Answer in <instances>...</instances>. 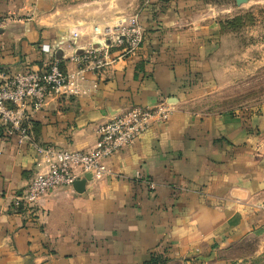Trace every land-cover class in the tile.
Here are the masks:
<instances>
[{
    "label": "crops",
    "instance_id": "crops-1",
    "mask_svg": "<svg viewBox=\"0 0 264 264\" xmlns=\"http://www.w3.org/2000/svg\"><path fill=\"white\" fill-rule=\"evenodd\" d=\"M183 6L141 10L135 55L87 72L78 95L52 97L33 117L35 144L90 151L102 124L165 101L170 120L106 160L107 176L82 193L54 191L33 216L18 212L37 155L0 134V264L264 262V102L216 111L220 46ZM0 15L15 17L0 31V83L54 58L74 73V58L98 47L96 28L120 24L75 0H0Z\"/></svg>",
    "mask_w": 264,
    "mask_h": 264
},
{
    "label": "built area",
    "instance_id": "built-area-1",
    "mask_svg": "<svg viewBox=\"0 0 264 264\" xmlns=\"http://www.w3.org/2000/svg\"><path fill=\"white\" fill-rule=\"evenodd\" d=\"M13 20V15H0V31ZM95 31L100 35L95 40L98 47L85 49L74 58L78 64L74 73L65 72L60 60L54 58L44 71L26 70L0 83V134L15 138L20 146L31 145L38 160L37 173L24 192L14 198L18 212L33 216L44 197L61 188H72L87 174L96 179L107 176L106 160L134 144L154 124L167 123L172 116L165 101L151 109H128L98 128L96 145L90 151L72 152L34 143L33 117L52 97L78 95L87 72L102 73L118 60L135 55L144 42V30L137 16L115 27ZM136 180L155 189L154 183L143 179L139 172Z\"/></svg>",
    "mask_w": 264,
    "mask_h": 264
},
{
    "label": "rangeland",
    "instance_id": "rangeland-1",
    "mask_svg": "<svg viewBox=\"0 0 264 264\" xmlns=\"http://www.w3.org/2000/svg\"><path fill=\"white\" fill-rule=\"evenodd\" d=\"M177 2L197 13L201 23L212 27L220 46V88L211 98L217 104L216 111L264 102V0H75L97 13L116 15L120 24L134 16L141 22V10L162 11Z\"/></svg>",
    "mask_w": 264,
    "mask_h": 264
},
{
    "label": "water",
    "instance_id": "water-1",
    "mask_svg": "<svg viewBox=\"0 0 264 264\" xmlns=\"http://www.w3.org/2000/svg\"><path fill=\"white\" fill-rule=\"evenodd\" d=\"M246 0H236L237 3L245 2ZM91 175L87 174L85 177L74 184V188L78 193H82L85 190L87 182L91 179Z\"/></svg>",
    "mask_w": 264,
    "mask_h": 264
}]
</instances>
